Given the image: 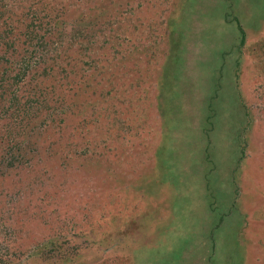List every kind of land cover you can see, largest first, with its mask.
I'll list each match as a JSON object with an SVG mask.
<instances>
[{
	"label": "rangeland",
	"instance_id": "1",
	"mask_svg": "<svg viewBox=\"0 0 264 264\" xmlns=\"http://www.w3.org/2000/svg\"><path fill=\"white\" fill-rule=\"evenodd\" d=\"M0 264H264V0H0Z\"/></svg>",
	"mask_w": 264,
	"mask_h": 264
}]
</instances>
